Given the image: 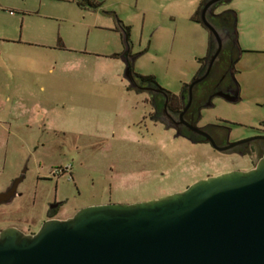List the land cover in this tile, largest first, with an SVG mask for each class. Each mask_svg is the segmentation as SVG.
Listing matches in <instances>:
<instances>
[{
  "label": "rangeland",
  "instance_id": "rangeland-1",
  "mask_svg": "<svg viewBox=\"0 0 264 264\" xmlns=\"http://www.w3.org/2000/svg\"><path fill=\"white\" fill-rule=\"evenodd\" d=\"M77 1L0 0V191L26 166L22 197L0 204V228L34 229L51 198L63 202L60 218L156 199L237 160L150 121L145 95L122 75L118 22L129 28L132 72L177 94L207 50V31L189 19L199 0ZM225 10L235 13L228 81L237 100L215 95L198 124H225L233 139L260 132L264 121V0H227L214 12Z\"/></svg>",
  "mask_w": 264,
  "mask_h": 264
},
{
  "label": "water",
  "instance_id": "water-1",
  "mask_svg": "<svg viewBox=\"0 0 264 264\" xmlns=\"http://www.w3.org/2000/svg\"><path fill=\"white\" fill-rule=\"evenodd\" d=\"M218 1L200 11L201 25L217 41L204 13ZM119 29L122 75L130 82L135 56ZM222 97L236 101L237 88ZM0 264H264V152L248 170L207 176L156 199L83 207L43 221L33 234L3 228Z\"/></svg>",
  "mask_w": 264,
  "mask_h": 264
},
{
  "label": "flooded vegetation",
  "instance_id": "flooded-vegetation-1",
  "mask_svg": "<svg viewBox=\"0 0 264 264\" xmlns=\"http://www.w3.org/2000/svg\"><path fill=\"white\" fill-rule=\"evenodd\" d=\"M209 1L211 0H203L199 7L197 18L200 25V11L203 5ZM225 1L227 0L213 3L205 10L204 19L215 31L218 41L204 27L208 33L206 54L198 61L199 67L191 80L187 83H182L177 94H172L157 84L156 81L153 82L133 72L131 81L127 82L129 90L145 95L143 101L148 106L147 118L153 123H159L165 130H170L174 137L182 138L191 145H208L211 151L220 157V160L232 155L237 160L242 158L248 160L249 165L246 168L244 164L238 163L237 160L230 161L227 163V169L214 174L205 172L202 178L233 170H248L255 165L264 152V124H261L262 128L258 133H254L249 137L233 139L228 138L229 129L225 124H198L199 111L203 107L211 106V100L215 95L222 97L226 93L235 92V87L228 81V75L231 76L233 63L238 54L235 20L223 16L221 14L223 11L220 13L214 12L215 7ZM207 69V74L201 78ZM190 83H192L191 86H189ZM36 147L34 145L33 149H36ZM222 165L226 166L223 163ZM65 170L62 169V171ZM25 171L26 166L24 164L19 174L11 178L9 185L0 191V194L6 192L13 181L22 176V179L15 185L12 196L0 200V204L9 203L15 197H22L23 194L21 191H17V187L23 180ZM52 174L54 173L52 172ZM62 203V201H57L54 198L47 200L45 206L49 213L34 229L23 230L17 225H7L4 228L12 227L23 234H33L45 220L65 219L57 217L55 211Z\"/></svg>",
  "mask_w": 264,
  "mask_h": 264
},
{
  "label": "trees",
  "instance_id": "trees-1",
  "mask_svg": "<svg viewBox=\"0 0 264 264\" xmlns=\"http://www.w3.org/2000/svg\"><path fill=\"white\" fill-rule=\"evenodd\" d=\"M202 2H203V0H200V1H199V4H198L197 8H196L195 11L190 15L189 19H190L192 22L199 23L198 18H197V14H198V10H199V7H200V5H201ZM77 3L80 4V5H86V6L89 7V8H95V7L97 6L96 3H93V2H91V1H89V0H78ZM221 14H222L223 16H225V17H228V18H231L232 20H235V13H234V11H232V10H225V11H223ZM118 24H119V27L123 30V32H124L125 35L127 36V35H128V30H129L128 26H124V25H122L120 22H118ZM199 60H200V59H199ZM199 60H198V61H199ZM141 77L146 78V79H149V80H151V81H153V82L155 81L154 77H152V76H141ZM231 77H232V76H231ZM261 124H264V121L261 122Z\"/></svg>",
  "mask_w": 264,
  "mask_h": 264
},
{
  "label": "crops",
  "instance_id": "crops-1",
  "mask_svg": "<svg viewBox=\"0 0 264 264\" xmlns=\"http://www.w3.org/2000/svg\"><path fill=\"white\" fill-rule=\"evenodd\" d=\"M199 1H200V0H199ZM199 1H196V2H195V7L193 8L192 13H193V12L195 11V9L197 8V6H198V4H199ZM192 13H191V14H192Z\"/></svg>",
  "mask_w": 264,
  "mask_h": 264
}]
</instances>
